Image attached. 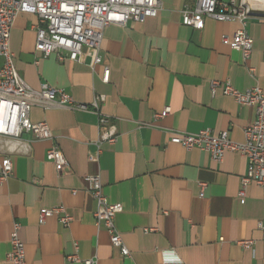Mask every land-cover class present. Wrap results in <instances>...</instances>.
<instances>
[{
	"label": "crops",
	"instance_id": "0c3cea01",
	"mask_svg": "<svg viewBox=\"0 0 264 264\" xmlns=\"http://www.w3.org/2000/svg\"><path fill=\"white\" fill-rule=\"evenodd\" d=\"M195 1L161 0L158 15L143 24L106 27L99 52L83 48L81 61L42 58L35 51L37 17L15 19L9 45L24 82L35 90L48 84L76 103L104 96L99 113L117 139L99 142L98 117L90 111L32 107L30 122L48 125L67 161L58 171L46 158L51 141L29 133L0 137V163L9 157L13 164L0 182V264H12L7 255L15 223L27 264H79L68 260L74 245L80 260L95 264H264V185L251 183L240 196L247 159L226 153L218 163L170 143L175 133L205 129L244 142L255 111L223 95V83L239 92L264 90V15L246 26L253 46L245 61L222 41L238 23L204 18L201 30L181 24L182 9ZM212 81L219 82L214 94ZM165 108L169 114L155 118ZM96 175L108 201L122 205L114 223L128 257L95 224L87 188ZM42 209L61 212L41 223ZM60 216L71 219L68 226ZM242 241L252 247L244 249Z\"/></svg>",
	"mask_w": 264,
	"mask_h": 264
},
{
	"label": "built area",
	"instance_id": "2783aa9c",
	"mask_svg": "<svg viewBox=\"0 0 264 264\" xmlns=\"http://www.w3.org/2000/svg\"><path fill=\"white\" fill-rule=\"evenodd\" d=\"M161 10V0H0V137L19 139L22 133H29L38 140L51 141L46 158L52 161L59 171L67 166L58 146L52 142V133L46 123L33 124L29 120L32 107L48 109L53 106L67 107L73 111L92 112L98 117L99 142L115 143V128L100 115L99 109L104 96L96 95L92 103H76L64 91L48 84L39 89L30 88L19 76L14 55L10 51V33L15 19L21 14L36 16L39 23L35 27V51L44 59L54 54L58 62L64 60L81 61L83 48L99 52L103 39V31L110 25L124 26L128 22L143 24L147 19L155 18ZM264 15V0H196L193 7L185 6L181 11V24L192 29L201 30L204 18L217 22H236L240 25L231 37L222 39L231 49L241 52L247 61L252 53L253 40L246 32L248 22ZM100 58L95 57V63ZM253 72L252 69H249ZM109 71L106 69L102 81L107 83ZM219 82H211L212 94ZM223 95L231 97L242 106L252 107L255 111L253 123L244 130V142H232L227 132L214 135L209 129L197 133H175L170 143L182 146L187 150L198 149L207 153L214 162H222L226 153H236L248 161L247 173L241 178L240 196L245 188L255 183L264 185V90L252 87L245 92L236 90L230 82L223 83ZM169 114V108L155 118ZM13 172V164L9 157L0 163V182L5 181ZM87 191L96 204L93 214L96 226L103 225L110 237V244L118 248L122 257H128L121 235L118 233L114 219L122 212L121 204L110 203L103 193L99 175L89 177ZM61 209H42L40 222L47 217L59 214ZM62 225L68 226L71 219L60 216ZM11 250L7 260L12 264H27L24 243L17 232L19 225L13 226ZM252 241H242L244 249L252 247ZM75 253L68 257L70 262L79 264H95L93 259L82 261ZM171 264V263H168ZM174 264H179L176 261Z\"/></svg>",
	"mask_w": 264,
	"mask_h": 264
}]
</instances>
